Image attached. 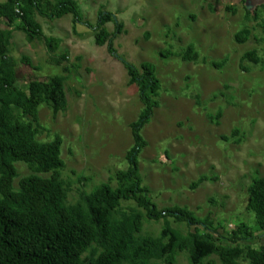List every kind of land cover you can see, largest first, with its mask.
Segmentation results:
<instances>
[{"label": "rangeland", "instance_id": "rangeland-1", "mask_svg": "<svg viewBox=\"0 0 264 264\" xmlns=\"http://www.w3.org/2000/svg\"><path fill=\"white\" fill-rule=\"evenodd\" d=\"M57 1L40 0L41 9ZM74 1L80 21H73L71 13L51 18L33 10L30 15L41 35L32 38L21 26L8 27L0 18V29L10 33L8 56L22 91L27 92L33 79L47 82L62 76V104L56 109L41 101L33 124L37 141L61 137L58 173L65 204L87 210L85 195L103 182L120 185L117 173L126 170V153L133 144L130 123L143 109L138 86L129 81L122 62L105 43L95 42L98 11L104 10L114 20L100 29L110 35L115 22L121 25L112 36L116 55L137 68L150 62L159 81L151 113L139 131L144 145L137 157L150 200L158 208H185L223 236L238 225L259 235L247 208V189L264 176V0ZM245 29L247 38L238 42L235 34ZM49 42L55 46L50 48ZM188 45L195 57L185 59ZM252 50L257 63L242 58ZM14 166V190L23 176L50 175L23 161ZM136 213L141 228L134 236L160 239L164 219L147 218L134 200L121 199L114 217L131 220ZM166 219L183 237L208 231L173 216ZM259 239L246 237L239 244L257 247ZM101 250L93 242L82 259ZM149 261L192 264L189 251L177 248L171 263L158 257ZM209 261L222 264L216 253L199 264ZM238 264L247 262L239 259Z\"/></svg>", "mask_w": 264, "mask_h": 264}, {"label": "trees", "instance_id": "trees-1", "mask_svg": "<svg viewBox=\"0 0 264 264\" xmlns=\"http://www.w3.org/2000/svg\"><path fill=\"white\" fill-rule=\"evenodd\" d=\"M46 8L45 11L41 9L40 0H3L0 2V18L8 27L21 26L30 38L41 35L40 26L30 15L33 10L51 18L71 13L73 21L81 20L74 0L47 3ZM109 20H114L112 13L98 11L95 42L105 43L108 52L122 62L129 81L138 86L143 109L130 123L133 144L126 153V170L117 173L120 185L113 188L103 182L85 195L87 210L65 204L63 182L58 173L62 166L61 137L55 135L45 142L37 141L35 137L37 130L33 122L39 103L45 100L57 109L63 102L62 76L53 75L47 82L33 79L27 92L22 91L12 59L8 56L10 33L0 29V264H156L150 263L152 257L164 258L171 263L176 248L187 249L192 264H199L212 253L218 255L222 264H238L239 259H244L247 264H264V176L255 178L247 189V208L253 213L259 230L257 236H252L240 225L230 235L223 236L185 208H158L150 200L148 189L141 185L137 157L144 145L139 131L151 113V97L158 90L159 81L150 62H143L137 68L116 55L112 36L121 25L115 22L114 32L108 35L100 28ZM84 23L92 26L88 21ZM247 35V29L241 30L235 34V39L242 42ZM48 46L52 48L55 43L49 42ZM182 57H195L191 45L186 47ZM242 58L253 63L260 61L253 50L245 52ZM27 115L31 119H26ZM16 161L26 162L38 171L50 172V175L23 176L18 181V189L14 190ZM121 199L134 200L144 209L147 218L164 219L160 239L134 236V232L141 228L138 213L131 220L119 221L114 217ZM167 216L184 221L188 226L201 225L208 231L203 234L189 232L183 237L169 225ZM241 233L251 240L261 238L258 246L240 245L239 241L246 238L240 236ZM214 234L225 242H216ZM162 239L166 240L162 242ZM93 242L102 250L84 261L82 254Z\"/></svg>", "mask_w": 264, "mask_h": 264}]
</instances>
